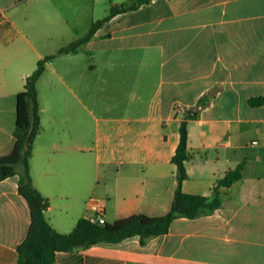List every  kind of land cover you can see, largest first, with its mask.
I'll use <instances>...</instances> for the list:
<instances>
[{"label":"crops","instance_id":"0c3cea01","mask_svg":"<svg viewBox=\"0 0 264 264\" xmlns=\"http://www.w3.org/2000/svg\"><path fill=\"white\" fill-rule=\"evenodd\" d=\"M127 1L0 0V157L14 148L26 77L56 55L37 82L30 176L57 232L96 214L106 223L167 214L190 110L199 115L187 120L182 190L218 188L221 206L145 244L134 236L59 252L53 264H264V106L249 104L264 98V0H150L57 54ZM240 164V179L219 187ZM18 187V175L0 181V264H17L31 222Z\"/></svg>","mask_w":264,"mask_h":264},{"label":"trees","instance_id":"16d2710c","mask_svg":"<svg viewBox=\"0 0 264 264\" xmlns=\"http://www.w3.org/2000/svg\"><path fill=\"white\" fill-rule=\"evenodd\" d=\"M149 2L150 0H128L119 5H112L109 13L103 19L94 22L84 37L62 48L57 54L77 52L113 17L136 10ZM55 56L40 60L35 71L26 77L24 90L16 99L14 148L10 154L0 157V181L18 175V191L27 201L30 210L31 222L25 240L17 248V264H53L59 252L87 250L97 244H115L134 236H138L140 242L145 244L151 238L168 233L175 219L197 218L210 214L221 206V194L218 188L209 197L186 194L182 190V184L187 178L185 162L189 159L187 120L199 115V112L192 114L193 111L190 110L186 112L185 120L180 125L179 143L172 157V162L176 165L177 188L167 214L159 217L132 215L105 224H94L86 218H80L71 233L57 232L45 216L49 206L48 200L34 187L30 176L34 142L42 129L37 82L45 72L46 64ZM249 104L253 107L264 106V98H253ZM242 168L243 164H240L234 170L227 172L219 181V187H230L238 181Z\"/></svg>","mask_w":264,"mask_h":264},{"label":"built area","instance_id":"2783aa9c","mask_svg":"<svg viewBox=\"0 0 264 264\" xmlns=\"http://www.w3.org/2000/svg\"><path fill=\"white\" fill-rule=\"evenodd\" d=\"M87 219L94 224H105L106 223L104 216L102 214H96V215L90 216Z\"/></svg>","mask_w":264,"mask_h":264},{"label":"water","instance_id":"95a60500","mask_svg":"<svg viewBox=\"0 0 264 264\" xmlns=\"http://www.w3.org/2000/svg\"><path fill=\"white\" fill-rule=\"evenodd\" d=\"M192 114H195V112H191Z\"/></svg>","mask_w":264,"mask_h":264}]
</instances>
